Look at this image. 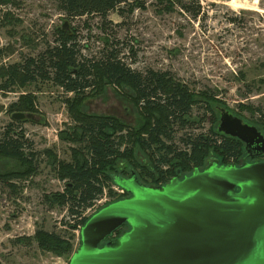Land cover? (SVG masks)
<instances>
[{
	"label": "trees",
	"instance_id": "16d2710c",
	"mask_svg": "<svg viewBox=\"0 0 264 264\" xmlns=\"http://www.w3.org/2000/svg\"><path fill=\"white\" fill-rule=\"evenodd\" d=\"M53 1L63 16V23L52 31V41H44L45 48L36 55L25 56L21 62L0 68L1 92L23 90L6 110L12 120L0 127V160L9 159L14 163L12 170L0 174V182L15 188L14 181L28 179L38 171L39 154L24 128V124L33 122L34 118L15 119L14 115L34 117L39 114L37 96L27 90L39 84H50L63 90L64 103L72 121V125L60 133L63 142L76 145L72 148L71 161H60L49 149L43 152L59 180L65 184L64 191L47 195L45 201L51 206L67 208L68 216L75 221L73 225L68 223L69 226L79 231V246L80 230L90 218L84 217L85 213L105 194L116 196L112 188L117 186L115 178L118 176L130 178L135 173L142 184L146 185L141 179L148 177L153 182L151 187H159L180 174L188 176L195 169L202 170L213 163L246 164L245 145L239 139L219 132V124L214 127L217 121L214 112L221 108L230 111L218 103L221 101L206 93L198 96L169 72L133 69L130 64L136 58L134 48L128 40H119L117 35L108 32L123 24H114L111 14L125 20L135 9L145 8L140 0ZM159 1L166 12H173L178 5L193 19L202 18L199 0ZM11 4H16V0H0V7L7 8ZM9 16L4 11L0 22L7 21ZM83 18H87V28L88 20L93 18H98L101 23L104 45L97 53H91L89 46L83 43L84 37L76 25ZM108 86L131 91L132 95L126 92L121 96L137 108L140 120L136 125L130 126L115 116L89 114L84 110V103L100 96ZM195 108L204 113L194 115ZM240 108L251 113L261 111L246 105ZM3 110L1 106L0 112ZM208 116L213 119L212 127L206 133L198 131ZM262 117L260 123L252 125L264 135V115ZM208 157H214V160L204 165ZM240 161L242 163L238 164ZM128 196L125 192L105 206ZM128 229V225H124L114 238L108 240L116 241ZM33 241L42 252L59 257L72 256L75 252L71 239L45 230H37L33 237L19 239L27 244Z\"/></svg>",
	"mask_w": 264,
	"mask_h": 264
},
{
	"label": "rangeland",
	"instance_id": "374dc122",
	"mask_svg": "<svg viewBox=\"0 0 264 264\" xmlns=\"http://www.w3.org/2000/svg\"><path fill=\"white\" fill-rule=\"evenodd\" d=\"M140 1L145 8L135 9L125 20L111 14L114 24H123L108 30L119 40H128L136 51L131 67L137 71L169 72L198 96L206 93L216 97L221 101L219 104L242 116L246 123H260L264 115V0H199L203 10L198 20L178 5L173 12H166L159 0ZM191 7L195 5L192 3ZM4 11L10 16L0 22V68L42 51L44 41H52V31L63 23L53 0H16V4L7 8L0 7V17ZM86 22L87 18H83L76 25L84 37L83 43L91 53H97L104 45L101 23L93 18L88 20L87 28ZM27 90L37 96L39 114L33 122H26L24 128L39 154V168L30 178L14 181L15 188L0 182V264H69L72 256L42 252L34 241L19 242L33 237L37 230H45L71 239L75 251L79 247V231L69 226L68 223L73 225L75 221L68 216L67 208L51 206L45 201L47 195L64 191L65 184L43 152L52 150L60 161L68 162L72 148L76 147L60 138V133L72 125L65 96L62 89L50 84L32 85ZM22 91L4 94L0 90V107H4L0 112V127L12 120L6 110ZM126 92L132 95L127 89L108 86L100 96L88 99L84 110L89 114L115 116L134 126L140 117L137 108L121 96ZM241 105L261 111L251 113L241 110ZM198 113L204 112L195 108L194 115ZM214 114L215 127L220 121V111ZM212 125L213 119L208 116L198 131L206 133ZM213 158L208 157L204 165ZM13 167L11 160H0V174ZM141 180L153 186L148 177ZM116 187L112 188L116 196L106 194L84 217H91L114 198L125 195L115 191Z\"/></svg>",
	"mask_w": 264,
	"mask_h": 264
},
{
	"label": "water",
	"instance_id": "95a60500",
	"mask_svg": "<svg viewBox=\"0 0 264 264\" xmlns=\"http://www.w3.org/2000/svg\"><path fill=\"white\" fill-rule=\"evenodd\" d=\"M218 131L248 158L264 154L263 133L224 108ZM115 184L129 196L88 219L69 264H264V162L213 163L159 187L135 173Z\"/></svg>",
	"mask_w": 264,
	"mask_h": 264
},
{
	"label": "flooded vegetation",
	"instance_id": "af4514ba",
	"mask_svg": "<svg viewBox=\"0 0 264 264\" xmlns=\"http://www.w3.org/2000/svg\"><path fill=\"white\" fill-rule=\"evenodd\" d=\"M254 161H262V162H264V154H262V155H260V156H255L254 155V157H252V158H248L247 159V161H246V163L247 162H254ZM205 169V168H204ZM203 170V169H202ZM187 175H179V177L178 178H180V179H184L185 177H186ZM126 196H127V194H126Z\"/></svg>",
	"mask_w": 264,
	"mask_h": 264
},
{
	"label": "built area",
	"instance_id": "2783aa9c",
	"mask_svg": "<svg viewBox=\"0 0 264 264\" xmlns=\"http://www.w3.org/2000/svg\"><path fill=\"white\" fill-rule=\"evenodd\" d=\"M115 189H116L115 191H118V192H120L121 194H125V191H124L123 189H121V188H119V187H116ZM104 196H107V195L105 194ZM102 201H103V200L100 199V200H98V201H96V202H99V203H100V202H102ZM96 202H95V203H96ZM94 205H95V204H94ZM91 208H92V207H91ZM91 208H90V209H91Z\"/></svg>",
	"mask_w": 264,
	"mask_h": 264
}]
</instances>
